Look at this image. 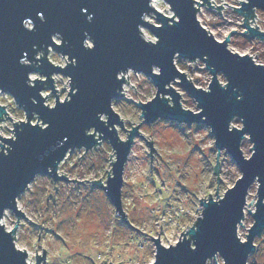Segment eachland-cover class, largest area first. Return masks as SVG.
<instances>
[{"label":"water","instance_id":"95a60500","mask_svg":"<svg viewBox=\"0 0 264 264\" xmlns=\"http://www.w3.org/2000/svg\"><path fill=\"white\" fill-rule=\"evenodd\" d=\"M164 1L174 16L158 10L152 0H0V90L13 97L26 118L14 121L6 104L0 103V121L11 117L14 123L13 128L7 125L13 135L0 133V264H31L26 249L19 248L15 242L17 222L25 216L18 206V196L38 174L50 176L54 181H69L58 167L68 152L76 148L89 150L102 140L109 141L115 159L110 153L112 169L108 170L106 183L101 182V177L90 181L105 190L117 213L130 223L122 201L124 166L135 136H145L139 123L127 128L112 104L113 99L124 94L123 83L129 80L122 73L129 68L150 77L156 86L151 99L134 100L146 123L157 118L188 124L203 122L210 127L218 149L214 165L217 179L218 153L222 149L241 170V175L222 196L217 193V185L218 198L211 193L209 198H200L204 219L200 220L201 212L174 243L164 244L159 234L150 235L155 244L150 264H207L217 254L224 264H248L249 255L256 249L254 239L264 229V63L256 62L248 52L242 54L228 46L231 34L238 31L236 28L220 40L209 26L206 28L200 22L199 4L208 3L221 13V7L225 6L222 2ZM240 1L241 5L231 4L244 18L240 22L244 29L240 32L263 39L264 30L257 28L256 22L255 26L251 25L249 20L254 19L255 8L264 10V0ZM152 13L157 23L146 18ZM137 25L147 27L155 40L146 38ZM50 47L66 55L67 63H54L48 56ZM177 56L205 62L212 75L208 89L187 77L176 64ZM21 59L27 63L20 64ZM153 65L159 66V73L153 71ZM33 72L43 77L32 78ZM219 73L225 76V83L220 81ZM54 74L68 76L70 87L64 99L59 98ZM174 81L195 98L199 110L181 105V94L172 84ZM47 85L56 92L52 106L42 94ZM241 94L243 99L238 101L236 97ZM98 114L106 118L100 119ZM34 115L40 122H32ZM234 118L240 119L241 126L232 125ZM118 125L127 131L126 138L120 136ZM247 136L252 142L250 148L255 149L253 156H246L241 147ZM147 142L152 160V151L156 149L152 139ZM255 181V210L248 209L253 223L242 239L238 226L246 206L252 202L248 203L247 197ZM6 209L18 216L11 230L1 221ZM195 243L198 250L188 251L187 246L191 248ZM45 251L43 248L41 256L36 250L35 264H41L42 260L45 264ZM109 264L114 263L109 261Z\"/></svg>","mask_w":264,"mask_h":264},{"label":"rangeland","instance_id":"374dc122","mask_svg":"<svg viewBox=\"0 0 264 264\" xmlns=\"http://www.w3.org/2000/svg\"><path fill=\"white\" fill-rule=\"evenodd\" d=\"M228 1L230 5L222 8L221 13L218 9L204 8V23L207 22L206 25L220 40L232 28H236L238 31L231 34L228 46L242 54L248 52L255 57L256 62L264 63V38L240 32L244 29L243 23H240L243 22L242 15L231 7L233 0ZM157 5L159 8H156L165 14H174L164 0H158ZM256 12L255 22L264 30V10L258 8ZM154 15H146V18L157 23ZM142 28L146 38L155 39L147 27ZM48 56L54 63L61 65L69 59L51 47ZM175 61L197 86L208 89L212 75L202 59L191 61L177 56ZM122 74L129 82L124 81V94L113 99V107L124 119L127 128L139 123L140 132L145 136H135L124 166L122 201L131 224L117 213L105 190L98 183L90 181L101 177V182L106 183L108 170L110 172L112 169L110 161L115 159L109 141L102 140L101 144L89 150L73 149L58 167L60 173H66L70 178L69 181H54L50 176L38 174L18 196V206L25 216L17 222L15 242L19 248L26 249L27 260L31 264L36 263V250L42 256L43 248L46 249L45 264H109V261L114 264H150L155 255V244L150 235L156 237L159 234L164 244L174 243L179 236L184 235L181 231L186 232L197 216L201 215L200 198H209V193L214 198L222 196L241 175L237 163L222 149L218 153L217 179L214 165L218 149L207 124H188L167 118L146 123L135 101L140 99L146 102L151 99L156 86L150 77L141 72L131 70L130 73L126 71ZM31 76L43 77L38 72H33ZM218 76L222 83L226 82L222 73ZM53 77L59 98L64 99L70 87L68 76L54 74ZM172 84L181 94L183 107L194 111L200 109L195 98L177 81ZM51 89L47 85L42 94L45 102L52 106L55 104L56 92ZM167 96L170 98V95ZM169 102L173 103L171 98ZM0 103L6 104L5 108L14 121L26 119L24 110L14 102L13 97L1 90ZM13 120L5 117L0 121L2 135H13ZM37 120V115H34L32 122L36 123ZM232 125L241 126V122L232 121ZM118 131L122 138L127 137V131L119 125ZM151 139L156 149L152 151V160L147 142ZM251 146V140L245 137L241 147L246 156L252 154ZM217 185L219 196L215 192ZM256 200L255 181L247 197V202H252L246 206L244 218L238 226V234L242 239L246 238L248 228L253 223V216L248 209L255 210ZM17 217L12 210L6 209L2 216L5 227L11 230ZM254 242L256 249L249 255L248 264H264V229ZM215 258H211V263L209 260L207 264H224L219 254Z\"/></svg>","mask_w":264,"mask_h":264},{"label":"built area","instance_id":"2783aa9c","mask_svg":"<svg viewBox=\"0 0 264 264\" xmlns=\"http://www.w3.org/2000/svg\"><path fill=\"white\" fill-rule=\"evenodd\" d=\"M199 1H202V0H199ZM224 1H227L228 3H227V2H224ZM210 2H211V3H215V2H216V3H221V2H222V4H225V6L221 7V9L230 5L228 0H211ZM232 4H234V5H241V1H240V0H233V3H232ZM195 5H198L197 1H196ZM231 7L233 8V10H235V8L233 7V5H231ZM204 8H205V9H210V10H216V9H218V8L215 7V6H210L208 3L199 4V8H198V12H197V16H198L200 22H201L206 28H208V26L206 25V23H204V21H203V17H202V14L204 13ZM257 9H258V8H255V13H256V15L253 16L254 19L249 20V23H250L251 25H253V26H255V20L257 21V12H256ZM243 19H244V18H243V16H242V20H243ZM257 28L260 29L259 26H257ZM261 30H262V29H261ZM153 40H155V39H153ZM253 57H254V56H253ZM254 59H255V57H254ZM1 221H2V223H3V220H2V219H1Z\"/></svg>","mask_w":264,"mask_h":264},{"label":"clouds","instance_id":"9594fccd","mask_svg":"<svg viewBox=\"0 0 264 264\" xmlns=\"http://www.w3.org/2000/svg\"><path fill=\"white\" fill-rule=\"evenodd\" d=\"M141 17L143 18V13L141 14ZM91 19H92V17L90 16V17H89V20L91 21ZM137 27L140 29L141 32L143 31V28H141L140 25H137ZM155 43H156V42L153 41V46H155ZM25 63H27L26 60H24V59H21V60H20V64H25ZM152 69H153V71L159 73V66H157V65H153V66H152ZM128 71H129V73H130V72H131V69L129 68ZM117 79H119V76H117ZM26 83H28V82L26 81ZM233 91H236V90L233 89ZM236 99H237L238 101H239V100H242V99H243L242 94H241V95H238V96L236 97ZM98 115H99V118H100V119H104V116H103V115H100V114H98ZM253 143H254V142H253ZM254 154H255V149L253 150L252 156H253ZM4 155H7V152H5ZM251 160H252V158H249V161H251ZM257 179L260 180L259 176H257ZM216 205L219 206L220 204H216ZM204 213H205V210L202 211V215H201V217H200V220H203V219H204ZM165 247H167V246H165ZM245 264H246V262H245Z\"/></svg>","mask_w":264,"mask_h":264},{"label":"snow or ice","instance_id":"6c2138e0","mask_svg":"<svg viewBox=\"0 0 264 264\" xmlns=\"http://www.w3.org/2000/svg\"><path fill=\"white\" fill-rule=\"evenodd\" d=\"M40 15H41V17H43L44 15H43V13H40ZM89 48H92V49H94V46L93 45H89ZM48 125H45V127H47ZM239 241V240H238ZM239 243H240V241H239ZM241 245V244H240ZM187 248H188V251H190V252H196L197 250H198V245H197V243H195L191 248H189L188 246H187ZM172 250V249H171ZM170 250V251H171ZM226 259V258H225Z\"/></svg>","mask_w":264,"mask_h":264},{"label":"bare ground","instance_id":"6f19581e","mask_svg":"<svg viewBox=\"0 0 264 264\" xmlns=\"http://www.w3.org/2000/svg\"><path fill=\"white\" fill-rule=\"evenodd\" d=\"M157 1L158 0H152V5L154 6V7H157V8H159L158 7V5H157ZM125 76V75H124ZM4 223V222H3ZM7 229V228H6ZM7 230H10V229H7Z\"/></svg>","mask_w":264,"mask_h":264},{"label":"trees","instance_id":"16d2710c","mask_svg":"<svg viewBox=\"0 0 264 264\" xmlns=\"http://www.w3.org/2000/svg\"><path fill=\"white\" fill-rule=\"evenodd\" d=\"M233 121L241 122L239 118H234Z\"/></svg>","mask_w":264,"mask_h":264}]
</instances>
